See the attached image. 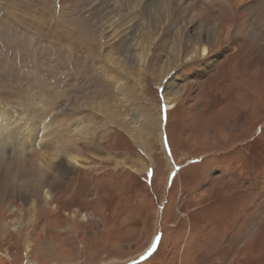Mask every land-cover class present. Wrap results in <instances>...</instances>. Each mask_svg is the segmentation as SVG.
<instances>
[{"label": "rangeland", "instance_id": "rangeland-1", "mask_svg": "<svg viewBox=\"0 0 264 264\" xmlns=\"http://www.w3.org/2000/svg\"><path fill=\"white\" fill-rule=\"evenodd\" d=\"M204 2L196 0L208 12ZM131 6L132 0H0V112L17 111L37 126L43 105L42 129L53 124L55 110L60 117L51 131L69 121L56 131L61 145L74 121L85 127L80 142L74 136L68 143L76 147L66 146L79 165L60 175L47 203L31 206L24 190L8 191L0 178V264H264L262 42L237 32L226 39L202 31L178 36L183 6L173 2L167 25L144 34L145 44L137 48L131 35L135 54L154 42L146 64L127 74L108 63L100 44L115 25L121 26L113 34L123 35ZM186 40L208 45V56L178 58ZM116 42L110 48L121 57ZM169 71L182 96L165 112ZM111 115L132 123L141 142ZM8 134L0 131V163L34 172L37 137L20 139V155Z\"/></svg>", "mask_w": 264, "mask_h": 264}, {"label": "bare ground", "instance_id": "bare-ground-1", "mask_svg": "<svg viewBox=\"0 0 264 264\" xmlns=\"http://www.w3.org/2000/svg\"><path fill=\"white\" fill-rule=\"evenodd\" d=\"M173 2H178L180 6H183L181 19L178 23H176V28L179 29V31L177 32L178 36L188 38L187 36L190 32L197 33L202 31L204 35L208 36L209 38L214 36L216 39L220 37L226 39L228 38L229 34L233 32H237L240 35L249 33L250 35L252 34L254 38H259V40L262 42L261 47L264 48V0H205L204 4L208 8V12L204 9L198 8L196 0H194L193 4H191L193 0H132L131 11H129L128 14V17L131 16V20L127 22L128 24H130L124 29V31H122L124 32L123 35H121L120 33L113 34L116 28L121 26L120 24L115 25L113 29L114 31L105 30V33L103 34L104 36L100 45H102L103 50L105 49L104 54L108 63H112L119 69L128 72L127 74L130 73V66H132V68H141L143 65H145L146 57L149 54L147 53V50L153 45L154 40H150L149 43L147 42V44L142 47V54H135L133 52L134 46L133 44L128 43V40L132 35L135 39H137L135 40V43L138 44H136L138 48L142 46L145 41L144 34L149 33L150 36H152V31H154L153 29H155L158 24L166 26L170 19L172 11L171 7L173 5ZM217 6L222 7L217 8ZM214 11L215 13H213ZM133 13H135L136 16ZM114 20H116V18ZM141 20H143V24L139 30V37L138 35H134V32L136 31L133 27L139 25L138 22ZM199 20H203L205 21V23H207V25H209L201 26V22ZM197 23H199L200 26H197ZM116 39V44L119 45L118 47L122 51L121 57H116L113 54L114 51L110 48V45L115 42ZM199 40H201V38ZM186 45H191L192 47L191 51L187 54L184 53V47ZM166 46V53L169 55V52H171L170 55H172L173 45H171V41L167 43ZM184 47L182 49V54H179L178 58H181L182 56V58L186 62L195 60L199 55L203 57L208 56L209 53L208 45H203L202 47H199L195 44L194 46L193 42L189 40L186 42ZM262 54H264V51ZM165 78L168 79V83L171 82L169 83L170 86L168 85L165 91V104L168 110H173L177 106V99L182 96L181 93L179 94L180 89L178 88V86L180 84L179 82H176L177 77L175 76V74H171L170 71L168 73V76L166 75ZM163 79L161 80V82L163 81ZM39 104L40 102L38 101L37 105ZM37 107L38 109H35L34 111L30 112L31 116L37 115L36 113H39L38 111L40 106ZM67 111H72L73 113V109H68ZM12 112L16 116L10 113H5V111L0 112V131L6 130L9 133L7 136L8 140L6 138V141L9 142L11 146L15 147L16 150H20V155H23V153H25V148L22 149L19 145L20 139L23 136L27 137V133H29V136H36L37 138L33 139L34 142H36L37 144L38 149L36 150L39 151H36L34 149V154L36 155V161L38 163L37 165L39 166V168H33L31 169V171L34 170V172L29 173L28 171H30V169L26 170L27 172L21 171V168H23L24 166H18L17 164L12 162L7 164V162L4 163L1 161L0 169H3V171L0 173V178H4L6 185H9L8 191H15L16 189L24 190V193L28 196L31 202V206H37L39 202L47 203L48 200L53 198L52 188L57 183L58 179L60 178V175H65V173H67L70 168L79 165L78 158L75 157L72 152L67 151L66 146L69 145L71 147H76V144L68 143L69 141H75L74 136H76V140H79L80 142V133L83 129L81 126L83 125L81 124V120L74 121L73 125L71 126L74 131L69 134L70 138L65 141V144L61 145L59 143L58 138H56V131L60 127L64 126V124L69 125V121L65 120V123L63 124V121H61L56 126L54 125V130L51 131V125L54 124L55 117H60L56 116L55 110L52 112L50 111L51 113H49L54 116L53 120H51V123L53 124H49L50 120H47L46 122L49 125H47V127L42 126V129L40 128V125L44 117L48 114L47 110L43 108V105L41 110L42 117L39 120V124L37 126L35 125L36 122L34 120H25L21 118L17 111ZM7 114H9V116ZM110 118H112L113 122L118 124L122 130L130 134L133 139H135L137 142L139 141L137 134L134 131V125L130 123L127 119L122 118V116L118 118L117 115H111ZM62 119H59L58 122ZM86 135L89 134L87 133ZM41 136L43 137L41 139H38ZM54 138L56 139L53 140ZM140 142L141 141H139V143ZM0 143L4 144L0 148V151H3L6 148V143L2 140V135H0ZM54 144L59 145L54 146ZM142 145L144 147L146 146L144 144ZM13 153L15 152L13 151ZM1 155L2 157H4L3 154ZM63 158L67 160V163L63 161L64 164H62L63 162L61 161V159ZM86 218L87 216L85 214H81V219L85 220Z\"/></svg>", "mask_w": 264, "mask_h": 264}, {"label": "snow or ice", "instance_id": "snow-or-ice-1", "mask_svg": "<svg viewBox=\"0 0 264 264\" xmlns=\"http://www.w3.org/2000/svg\"><path fill=\"white\" fill-rule=\"evenodd\" d=\"M166 110H167V108H166V106L164 107V111L166 112ZM153 247H155V245H153ZM150 251H151V249H150Z\"/></svg>", "mask_w": 264, "mask_h": 264}]
</instances>
